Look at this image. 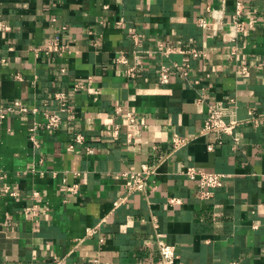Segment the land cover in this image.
<instances>
[{
    "label": "crops",
    "instance_id": "1",
    "mask_svg": "<svg viewBox=\"0 0 264 264\" xmlns=\"http://www.w3.org/2000/svg\"><path fill=\"white\" fill-rule=\"evenodd\" d=\"M242 1L255 26L225 42L197 20L208 6L231 19L237 0H0V108H39L0 119L1 185L16 192L0 193V264H153V217L175 264H264V0ZM54 38L67 50L37 56ZM135 49L150 53L131 78ZM59 92L71 112L50 130L43 111L60 109ZM217 101L240 121L221 142L200 133ZM176 134L191 141L170 154ZM156 164L155 188L128 193L124 173ZM189 165L226 174L224 184L202 196L183 174Z\"/></svg>",
    "mask_w": 264,
    "mask_h": 264
},
{
    "label": "built area",
    "instance_id": "2",
    "mask_svg": "<svg viewBox=\"0 0 264 264\" xmlns=\"http://www.w3.org/2000/svg\"><path fill=\"white\" fill-rule=\"evenodd\" d=\"M245 4L242 0H237L234 13L232 14L231 19H226V15L222 10L215 9L212 6L207 7L208 16H200L197 20L199 26L204 29L210 28L212 24L215 25L214 33L216 35L221 34L223 40L225 42H236L239 39V36L245 33L248 29L253 28L255 26V21L252 19H247L244 17ZM66 28V27H65ZM1 29L10 30V26L7 24H2ZM136 39L137 35L134 34ZM137 40V39H136ZM67 44H64L60 41V38H54L53 40L47 42L44 45L38 46L34 49L37 56L41 52L46 53L51 56H59L62 55L65 50H67ZM177 48L174 46H168L164 48L165 54H170L175 52ZM181 52H185L183 49L178 48ZM234 50L235 47H234ZM196 57L204 56L205 52L201 49L191 48L187 50ZM150 50H142L135 49L133 52V64L128 65L124 72L128 77H136L140 71H143L145 68V62L149 56ZM118 68L122 64H127V57L121 56L116 57L113 61ZM175 69L178 70L181 76H188L189 71L187 68H179L177 64H175ZM65 70H63L64 72ZM160 82L162 84H167L171 80L172 69L162 63L160 65ZM85 88L83 83H77L74 86L75 90H80ZM56 99L60 103V109L58 111H50L44 110L43 113L45 115L46 121L43 123V126L50 130H57L60 128L63 115L62 112H71V108L68 106V95L65 92H59L56 94ZM233 102V99L229 100ZM121 108L119 109V111ZM13 112H22V113H33L34 115L39 112V108L34 106L30 107L24 104L21 101H14L10 104L2 106L0 108V119L5 118L8 113ZM128 121L135 122L137 117L136 115L129 111L126 114ZM250 120H254L257 122L255 117L250 118ZM239 120L231 118V113L229 111V106L224 102L217 101L209 104L207 116L204 120L201 134L206 136H212L215 139H218L220 142L222 140V136L224 134H234V130L237 124H239ZM40 124L35 120L34 126L30 128L31 133L35 136L36 130L39 128ZM114 133L117 135L119 133V126L116 125L114 128ZM76 140L80 143L84 142V136L82 134L76 135ZM191 138L184 135L176 134L172 138L171 147L172 151L170 154L177 152L182 147L189 144ZM210 148H213V145H210ZM165 160V159H164ZM163 163V162H162ZM161 163V164H162ZM161 164H156L154 166L144 165L141 169L130 168L128 171L124 173L126 177V190L128 193L139 192V191H151L156 186L155 176L159 173V168ZM183 174L197 182L200 194L204 197H208L211 194V189L220 187L224 184L226 174L217 171H207L202 168H199L194 165H189L183 170ZM154 177V178H153ZM2 178L0 175V193L6 192L10 194H16V192L10 191L9 187H4L2 189ZM72 191L76 192L75 188H70ZM38 192L35 193L38 196ZM170 204H179L181 203V198L179 197H170L168 199ZM27 213H31L36 215L37 211H27ZM153 224L157 234V246L159 249V257L153 262V264H175L177 263L178 258L180 257L177 248L175 245L166 242L161 238L159 232V222L153 217ZM182 264V263H178ZM231 264H237L236 262H232Z\"/></svg>",
    "mask_w": 264,
    "mask_h": 264
}]
</instances>
